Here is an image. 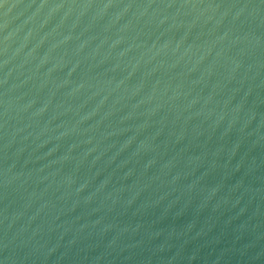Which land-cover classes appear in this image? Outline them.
<instances>
[{"label": "water", "instance_id": "obj_1", "mask_svg": "<svg viewBox=\"0 0 264 264\" xmlns=\"http://www.w3.org/2000/svg\"><path fill=\"white\" fill-rule=\"evenodd\" d=\"M0 264H264V0H0Z\"/></svg>", "mask_w": 264, "mask_h": 264}]
</instances>
